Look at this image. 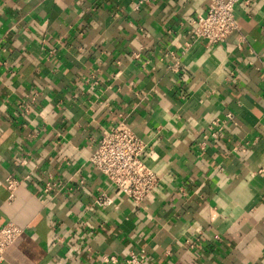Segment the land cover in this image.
<instances>
[{
	"label": "crops",
	"instance_id": "crops-1",
	"mask_svg": "<svg viewBox=\"0 0 264 264\" xmlns=\"http://www.w3.org/2000/svg\"><path fill=\"white\" fill-rule=\"evenodd\" d=\"M208 3L0 0V227L25 228L0 264H264V0L214 44L187 33ZM118 122L156 175L140 205L89 162Z\"/></svg>",
	"mask_w": 264,
	"mask_h": 264
},
{
	"label": "built area",
	"instance_id": "built-area-1",
	"mask_svg": "<svg viewBox=\"0 0 264 264\" xmlns=\"http://www.w3.org/2000/svg\"><path fill=\"white\" fill-rule=\"evenodd\" d=\"M238 0H209L207 9L189 20L188 35L191 39H204L208 44L220 43L238 33V22L234 8ZM230 118V115H228ZM144 145L130 127L123 122L105 131L89 156L92 167L107 179L118 191L126 195L136 205H140L156 185L155 173L144 163ZM20 182L12 174L5 178L8 200ZM61 187V183L47 182L44 190ZM99 205H109L111 199L104 193L96 199ZM25 228L11 221L0 227V261L4 252L18 239ZM105 264H117L115 255H103ZM143 252H130L124 264H145Z\"/></svg>",
	"mask_w": 264,
	"mask_h": 264
}]
</instances>
